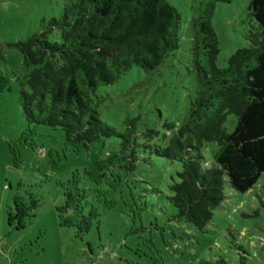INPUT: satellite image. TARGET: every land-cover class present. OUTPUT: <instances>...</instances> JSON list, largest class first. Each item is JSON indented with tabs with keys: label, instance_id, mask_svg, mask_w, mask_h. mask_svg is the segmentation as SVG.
Instances as JSON below:
<instances>
[{
	"label": "trees",
	"instance_id": "1",
	"mask_svg": "<svg viewBox=\"0 0 264 264\" xmlns=\"http://www.w3.org/2000/svg\"><path fill=\"white\" fill-rule=\"evenodd\" d=\"M232 1L198 4L191 47L196 94L182 124L161 139L158 131L140 126L141 115L127 118L121 131L104 122L96 94L134 68L156 71L179 49L180 14L169 0H63L59 17L17 43L26 69L17 80L27 130L8 145L14 168L21 165L22 148H37L38 127L61 133L64 159L67 152L79 156L111 141L107 155L60 184L64 196V203L56 207L60 226L74 228L82 240L94 226L99 229L103 210L147 212L150 204L137 176L141 163L181 164V171L171 177L166 200L176 211L172 220L199 231L206 230L223 202L226 180L241 194L258 182L264 174V0H251L248 7L259 26L247 36L250 46L237 50L227 67L219 69L212 17L216 4ZM7 89V79L0 76V93ZM228 115L236 119L232 132L224 128ZM207 143L218 147L211 166L202 154ZM40 149L56 166L51 159L55 149L43 145ZM30 206L28 211L37 208L34 201ZM15 211V229L23 230L32 216L16 206ZM11 220L9 215L10 226Z\"/></svg>",
	"mask_w": 264,
	"mask_h": 264
},
{
	"label": "rangeland",
	"instance_id": "2",
	"mask_svg": "<svg viewBox=\"0 0 264 264\" xmlns=\"http://www.w3.org/2000/svg\"><path fill=\"white\" fill-rule=\"evenodd\" d=\"M201 1L169 0L180 14L179 49L156 71L134 68L115 84L101 87L96 94L101 99L97 110L104 122L121 131L127 118L141 115L140 126L158 131L159 139L182 124L196 94L192 21ZM250 2L216 4L212 26L219 42V69L227 67L237 50L250 46L247 36L259 28L249 15ZM62 4L63 0H0V76L8 81V89L0 93V264H216L220 260L264 264V174L244 194L231 189L226 180L223 202L206 230L199 231L184 221L172 220L176 211L166 200L171 177L181 171V164L141 163L137 176L149 210L143 214L103 210L99 229L94 226L81 240L74 228L60 226L56 212L64 203L60 184L72 172L107 155L111 141L79 156L67 152L64 159L61 133L38 127L37 148H22L21 165L14 168L8 145L27 130L17 80H22L26 69L16 45L59 17ZM166 124L175 128L167 130ZM235 125V117L228 115L226 131L232 132ZM41 145L55 149L51 159L56 166L49 163ZM217 149L216 143L203 147L207 166ZM33 201L37 208L28 211ZM15 206L32 216L23 230L15 229Z\"/></svg>",
	"mask_w": 264,
	"mask_h": 264
}]
</instances>
